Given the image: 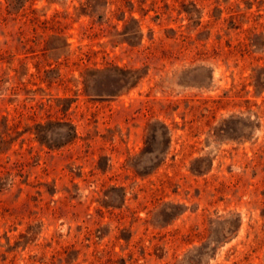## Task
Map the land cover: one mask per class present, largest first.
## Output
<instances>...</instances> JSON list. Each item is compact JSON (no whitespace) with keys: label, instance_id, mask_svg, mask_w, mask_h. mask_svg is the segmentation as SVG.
<instances>
[{"label":"rangeland","instance_id":"1","mask_svg":"<svg viewBox=\"0 0 264 264\" xmlns=\"http://www.w3.org/2000/svg\"><path fill=\"white\" fill-rule=\"evenodd\" d=\"M0 264H264V0H0Z\"/></svg>","mask_w":264,"mask_h":264},{"label":"trees","instance_id":"2","mask_svg":"<svg viewBox=\"0 0 264 264\" xmlns=\"http://www.w3.org/2000/svg\"><path fill=\"white\" fill-rule=\"evenodd\" d=\"M90 6H91V3H89V7H90ZM68 126H69V127H68V129H69V133H68V135H69L70 138H71L70 142H72V141H73L74 139H76V137H77V131H76L75 127L72 126L71 124L68 125ZM39 127H40L39 125L36 127V130H37L36 135H37V137H39L42 141H44V140L46 139V137L43 136V134H42L43 131H41L40 129L38 130Z\"/></svg>","mask_w":264,"mask_h":264}]
</instances>
